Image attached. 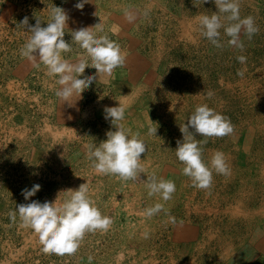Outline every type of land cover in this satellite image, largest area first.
Here are the masks:
<instances>
[{
	"label": "rangeland",
	"instance_id": "374dc122",
	"mask_svg": "<svg viewBox=\"0 0 264 264\" xmlns=\"http://www.w3.org/2000/svg\"><path fill=\"white\" fill-rule=\"evenodd\" d=\"M76 2L0 0V264H264V0H237L240 17H253L258 29L251 38L241 33L243 48L228 44L223 28L221 47L202 35L199 17L217 13L216 0H88L82 9ZM57 6L68 15L63 39L71 49L63 58L86 55L71 32L96 23L125 57L116 80L94 76L76 101L58 98L45 66L20 54L30 35L22 19L45 26ZM95 73L89 62L83 74ZM118 103L125 110L119 124L146 146L135 179L99 174L87 158V146L115 130L103 110ZM201 104L233 127L222 137L194 133L206 165L221 151L230 168L213 170L207 188L182 173L174 151L180 126ZM149 176L174 181L169 200L148 195ZM85 182L112 223L86 231L73 253L44 251L38 235L11 215L33 183L41 187L29 201L43 202L63 200L60 191ZM156 203L160 213L145 216Z\"/></svg>",
	"mask_w": 264,
	"mask_h": 264
},
{
	"label": "clouds",
	"instance_id": "9594fccd",
	"mask_svg": "<svg viewBox=\"0 0 264 264\" xmlns=\"http://www.w3.org/2000/svg\"><path fill=\"white\" fill-rule=\"evenodd\" d=\"M88 0H77L74 7L82 9ZM217 13L202 15L199 17V27L202 35L213 45L221 47L219 37L220 29L229 37L227 43L237 48H243L240 40L242 32L249 38L258 29L253 17H240L237 0H216ZM219 13H224L223 23ZM126 16H131L126 12ZM68 20L67 13L61 7H53L49 22L41 26L36 20L34 25L28 24V17H24L20 24L27 26L30 35L20 49V54L31 61L34 66H45L49 77H54L59 85L55 95L62 101L80 98V94L92 83L94 76L98 74H111L112 71L123 65L124 55L119 44L111 40L103 33V26L80 27L71 32V40L85 50L86 55L76 62H70L63 58L62 53L69 52L71 45L63 39L64 29ZM240 62L245 61L244 56H238ZM96 69L95 74L85 75L84 69L89 67ZM211 96L212 92L206 93ZM104 118H110L111 124H115V130L105 133L106 139L99 144H89L87 158L92 168L99 174H111L120 179H135L142 171L141 154L145 153L146 146L138 134L132 133L119 124L124 118V107L118 103L116 106L105 107ZM191 129V131L189 130ZM69 131H72L68 129ZM149 133L154 135L156 128H149ZM233 131L231 122L221 113L214 111L207 104L195 107L187 117V122L180 126L182 140L177 141L175 155L182 162V173L191 179L194 186L207 188L212 182V171L228 174L230 168L226 162L225 154L215 151L209 164H205L201 158V148L198 146L194 133L202 137H222ZM74 134L75 132L72 131ZM148 195L158 194L167 201L175 191V183L164 178L157 179L149 176L146 179ZM41 185L33 183L31 187L21 190L25 203L17 204L11 215H17L25 227L32 229L39 237L44 251L57 254L73 253L80 245L86 231L107 230L111 225V218L102 215L98 207L89 196L87 183H83L76 189H65L59 193H65L63 200L53 201L30 200ZM163 205L156 203L144 210V215L151 217L160 213ZM169 219H174L169 217ZM91 259V258H89Z\"/></svg>",
	"mask_w": 264,
	"mask_h": 264
},
{
	"label": "crops",
	"instance_id": "0c3cea01",
	"mask_svg": "<svg viewBox=\"0 0 264 264\" xmlns=\"http://www.w3.org/2000/svg\"><path fill=\"white\" fill-rule=\"evenodd\" d=\"M83 20V22H86L87 21V19H88V15H86L84 18H82ZM119 24H121V23H123V22H125L124 21V19H123V21L122 20H118L117 21ZM135 57H136V55H135ZM114 74H116L115 73V70H113L112 71V73L111 74H98V76H96V78H97V80L96 81H99V82H101V83H110L111 81H114ZM118 74H119V72H118ZM117 74V75H118ZM95 78V79H96ZM113 79V80H112ZM116 80V79H115ZM113 83V82H112Z\"/></svg>",
	"mask_w": 264,
	"mask_h": 264
}]
</instances>
